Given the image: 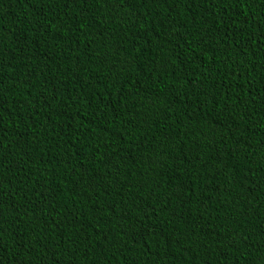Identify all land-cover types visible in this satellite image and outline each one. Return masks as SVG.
Returning a JSON list of instances; mask_svg holds the SVG:
<instances>
[{"label": "trees", "instance_id": "16d2710c", "mask_svg": "<svg viewBox=\"0 0 264 264\" xmlns=\"http://www.w3.org/2000/svg\"><path fill=\"white\" fill-rule=\"evenodd\" d=\"M113 5L0 0V264H264V0Z\"/></svg>", "mask_w": 264, "mask_h": 264}, {"label": "snow or ice", "instance_id": "6c2138e0", "mask_svg": "<svg viewBox=\"0 0 264 264\" xmlns=\"http://www.w3.org/2000/svg\"><path fill=\"white\" fill-rule=\"evenodd\" d=\"M67 2V0H65V3ZM57 6L59 7V3H57ZM115 7H123V0H114V5Z\"/></svg>", "mask_w": 264, "mask_h": 264}]
</instances>
